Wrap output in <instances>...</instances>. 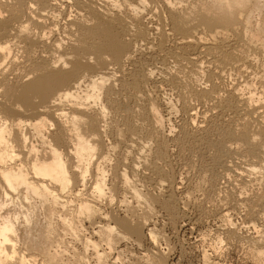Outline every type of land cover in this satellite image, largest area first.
<instances>
[{
    "label": "bare ground",
    "instance_id": "6f19581e",
    "mask_svg": "<svg viewBox=\"0 0 264 264\" xmlns=\"http://www.w3.org/2000/svg\"><path fill=\"white\" fill-rule=\"evenodd\" d=\"M161 1L167 13V16L164 15L166 18L159 12L162 7L157 9L156 0H101L102 5H98L95 0H0V264H35L37 259L33 255L30 238L38 230L36 217H33L37 206L43 208L41 210L46 211L49 216L44 213L48 218L43 217L46 222L40 233V240L46 244L43 257L48 259V263L59 260L61 242L53 235L55 225H51L49 218L61 208L63 214H56L58 220H61L59 224L62 223L67 231L73 229L71 215V220L66 218L68 209L64 203L69 204L68 197L73 202L71 211L72 206L77 211V222L81 225L86 223L89 228L94 226L98 233L96 238L104 243V248H99L102 247L97 243L99 240L94 242L89 239L90 236H84V254L87 245L90 246L96 264H106L105 260L110 259L117 260L120 253L113 258L115 246L125 238L133 237L134 241H138L145 236L149 243L156 244L154 228L145 217H136V220L119 218L112 211H101L99 207L101 200L112 203L113 195L120 196L121 202L126 197H131L130 200L135 199L138 204L141 201L139 199L142 202L154 198L157 200V196H151L153 193L142 194L135 186L137 179L134 177L141 166L142 176L146 180L143 183L151 191H159L165 180L162 176L167 161L160 148L162 139L157 137L159 141L149 153L148 149L152 145L148 141L150 137L145 140V143H150L145 153V143L141 139H138L141 143L135 141L138 135H134V131L140 126L137 120L143 117L149 119L152 132L163 138L166 132H163L162 121H167L173 112L171 109H175L171 103H167L166 108L162 109L153 99H146L144 92L140 93L143 89L140 87L152 82L153 72L157 73L158 81L155 80L158 85L165 83L176 91L184 116L180 125L183 132L194 133V138L195 133L204 126L206 114L216 112L232 122V127L228 126L226 134L234 135L240 141V144L235 142L233 147L264 157V119L257 111L258 108L264 109V91H260L263 93L262 100L255 99L258 102L256 104L251 96L254 93L250 92V95L248 91L243 92V88L248 87L246 81L243 84L237 83L225 96L220 94L217 87L223 73L234 71L235 74H240L246 71L247 64L250 63V58L247 57L249 54L245 53L244 48L250 42L251 46L253 43L248 42L246 35L239 33L241 31L238 32L241 28L234 26L236 15L238 17L242 12L241 8L250 0H210L201 5L185 7L170 4L167 0ZM251 1L248 5L252 9L258 8L260 1ZM251 10L249 13L245 7L244 12L247 11L246 14L250 17ZM145 16H153L155 19L145 25L142 23ZM244 17L243 23L249 24L248 15ZM238 18H241L240 15ZM62 19L63 24H60ZM244 27L245 32L247 25ZM250 48L254 49V46ZM137 55L144 62L160 60L161 67L154 70L143 68L144 66L137 65L141 61L135 58ZM168 58L171 59L168 60L171 64L167 62ZM125 63L131 68L126 69ZM262 86L263 90L264 84ZM159 87L162 88L161 85ZM187 96H192L203 111L193 112L194 107L187 101ZM140 100L147 102L140 104ZM112 115H118L120 122L122 121L121 127L117 128L118 134L128 135L130 138L124 140L122 136L123 139L116 140L120 142L123 154L120 152L122 157L117 158L112 166L106 164L110 166L109 173L105 163L110 157L108 151H114L115 148L107 144L105 136L111 130L107 128L112 125L108 120ZM230 145L220 144V148L228 153L232 149ZM252 161L236 173L241 177L253 176L254 182L262 183L261 192L251 201L245 195H238L232 207L230 205L224 208L235 211L243 203L245 206L242 208L246 207L245 215L253 218L255 223L257 219L258 222L264 219V173L259 175L260 166L264 164L262 160ZM107 173L110 178L106 176ZM148 201L146 202L149 203ZM167 203L163 201L162 206L170 207ZM124 204L120 205L125 206ZM230 210L220 211V217L228 216ZM35 211L40 213V210ZM231 225L233 226L232 223ZM96 232L94 234L97 236ZM73 235L76 238L74 232ZM251 240L259 248L255 253L264 259V244H260L259 239ZM87 252L88 250L86 255ZM84 258L78 257L77 264H86ZM204 260L207 261L206 255Z\"/></svg>",
    "mask_w": 264,
    "mask_h": 264
},
{
    "label": "rangeland",
    "instance_id": "374dc122",
    "mask_svg": "<svg viewBox=\"0 0 264 264\" xmlns=\"http://www.w3.org/2000/svg\"><path fill=\"white\" fill-rule=\"evenodd\" d=\"M95 1L98 5L99 4L102 5L101 0H99V1L95 0ZM156 1H157L156 3H158V5H156L157 9L159 10L162 7V9L159 10V12L160 11L162 12V13L160 12L161 16L162 15L167 16V13H166L165 9L163 8L162 1L161 0H156ZM168 1H169V3L170 2L172 4L174 3L177 6L181 5V6L185 7L188 5H190V6L201 5L202 3H205V2L207 3L210 0H173V1L167 0V2ZM258 1H260L259 2L260 6L258 5L257 6L258 8H255V9L254 8L252 9V6L248 5V4H251L252 1L251 0L248 1L249 3H247L246 4L247 6L245 5V7H246V10H249L248 11L249 13H250V10L252 9L251 10L252 13L250 14V17H249V14H246L247 11H246V13L244 12L245 7H243V8H241L242 12H240V10H239L240 13L238 14V17L240 15L241 18H238L236 15L237 19H235V25H234V26L237 25V27L241 28V29H238V32L241 31V32H239L240 34H245L248 42L252 41V43H253V45L251 46V42H250L249 45H247L246 48H244L245 53L248 52L247 54H249L247 57L250 58V59H248L250 61V63L249 62L248 63L251 64V66L249 64H247L246 71H248V72H246L245 70L242 71L241 73L243 75L241 73L235 74L234 71H233V73L231 72L232 74L230 72H229V74L223 73L224 75L222 74V76L219 79L218 85H217L218 90L220 89L219 90L220 94L225 96L227 91H229L237 83L243 84L244 81H246V82H248V87H246V85H245L246 88H243V92L247 93V91H248L250 95H251L250 92L254 93V96L251 95L254 99L253 103H255L256 100L259 101V100L263 99L262 95H261L263 93L260 91H264V89L262 90V87H263L262 84H264V79H263L264 75H262L264 73V69H263V67H264V22H263L264 21V0H258ZM158 7H160V8H158ZM250 7H251V9H250ZM163 12H165V13H163ZM241 13H242V15L244 14L243 17L245 15H246L245 17H247V15H248V17L250 18V19L247 18V21L249 19V21H248V22H250L249 24L243 23L244 19L242 20L243 17L241 15ZM166 16H164V17L166 18ZM151 17L153 18V16H148L147 18L145 16L146 19H144V17H143L142 23L145 25L146 24L149 25L150 22H153L155 19V18H153V20H152ZM149 20H151V21H149ZM236 20L238 22H236ZM63 21L64 20L62 19L60 21V24H63ZM242 23H243V25H242ZM239 24H240V26H239ZM245 24L247 25V27H246L245 32H244L243 29L245 28L244 27ZM248 39H251V40H248ZM249 46L250 47L254 46V49L250 48ZM247 48H249L248 50H250V53L247 50ZM250 54H252L253 56L252 55L250 56ZM137 57H135V58L138 61L141 60V59H139L138 55H137ZM251 57H252V59H251ZM168 60H171V59L170 58L167 59V62H169L171 64V62ZM139 63H141V64H139ZM125 64H124V67L126 69L131 68L130 65H128V64L125 65ZM137 65L144 66L143 68H148V69L152 68V70H154V68L161 67V61L160 60H158V61L153 60L151 62H144V60H141L138 62ZM134 68L137 69V67H134ZM140 68H142V67H140ZM260 71H262V72H260ZM261 76L263 77L262 79H261ZM152 78H153L152 82H150L151 84L148 83V84L140 87L141 89L143 88L142 91L140 88H139V90L141 91L140 93H143V92L145 93V94L144 93L143 94L146 95V97H145L146 99L147 98L153 99L154 101H156L155 103L158 105V107L160 105V107L162 109L166 108L167 103H171L173 106H175V107H173L175 109H171L173 112L170 111L172 114L170 113V115L168 116L169 119L168 120L166 119L167 121H165V120L162 121L163 122L162 128L164 129L163 132H166L165 136L166 135L167 136L169 135V136L168 137L166 136L167 138L165 136L163 138H161L160 135L157 136L158 134L152 132V130L150 129L149 119L143 118V117L137 120V123L140 124V126L136 130L138 134H136V131H134L135 132L134 135L135 136L138 135V136L137 137H135L134 135L133 136L135 137V141L141 143L140 140H138V139H141L143 144L145 143V140H148L150 137V140H148V141L150 143H152V145L150 147L149 146L150 143L146 141L147 144L146 143L144 144L146 146L145 147V153L147 152V147L151 148V149L150 148L148 149L147 153H149V150H150V152L153 151L154 148L156 147L158 141L162 139L160 142V148H161V152L164 155L163 157L167 161L166 165H164V167L165 166L166 167L165 168L163 167L165 170H164V174L162 176V178H164L165 180H163L164 182L162 181V187L159 189V191L153 190V189L151 191V189L148 188L147 184L145 185L143 183V182L146 183V180L142 176L143 175V173H142L143 169H140L141 166H139L140 167V168H138L139 172H137V175L134 177H135V179H137V180H135L136 181L135 182L136 188H139L138 190L141 191L142 194H147V192H148L149 195H151L153 193L151 196H154V197L157 196V200H155L156 198H154V200L148 199L149 201L143 200V202L145 201L143 203L142 199H139V201L140 200L141 201L138 204L137 201H134L135 199L130 200L131 197H126L125 201L121 202V201H119L120 196L117 197V196L113 195L115 200L112 197V200H111L112 203L111 202L105 203L106 202L105 200H104V202H103V200H101L99 202V203H101V204H99V207H100L101 211H106V212L112 211L119 218H127L129 220L130 219L136 220V217H139V218L145 217L149 221L152 229L154 228L153 230L155 232L154 231L153 232H154V236H156L155 237L156 240H154V241L156 242V244L154 243V245H155L154 246L152 243H149L145 236L141 237L138 241L135 240L136 242L134 241L133 237H131L133 240L129 239L130 237L125 238V240L119 242V244H117L115 246V249H114V251L117 253L114 252L113 258H116L117 257L116 254L118 255L120 253L117 257L119 259V256L122 254L120 256V259H121L120 262L118 259H117L118 261L116 259H115L116 261L114 259H110L111 261L105 260L107 262L106 264H120V263L121 264H163V263L164 264H211V263L212 264H214V263H217V264H262V262L264 264V261H262V260H264V259H262V256H259V254H257V252L255 253V251H257V249H259V248L256 246V244H252L253 242L251 240V239H256V240L259 239L258 242H260V244H264V232H263L264 231V219H260L259 222L257 219V220H255L256 222L254 223L253 218H251V217L249 218L248 216L245 215V208L246 207L242 208L243 206H245V204H243V203L239 204L236 208L237 210L235 209V211L230 210V209H226V210H230V211H228L229 212L228 216L221 218L219 215L220 211L226 212V210L224 208L225 206L231 205V207H232V204H234L236 197H238V195L242 194L241 195L242 197L246 196V198L248 200L250 199L249 201H251V199L254 198L255 196L259 195V193L261 192V190H260L261 185L260 184H262V183H258L257 181L254 182V180H252L253 176L247 177V176L242 175V177H241V176L237 175L236 172H238L245 164L251 162L252 160H253L252 162H254V161L257 162L258 160L259 161L262 160V162L264 164L263 155L261 156L260 154H255L252 152H250L251 154H248V152H246V151L242 152L238 148V150L240 151L239 152L236 147H233V146H235V142H239V144H240V141H238L234 135L228 136L226 134V131L229 129L228 126L230 125V127H232V122H228L225 119L224 115H218V113H216V112H211V113L209 112L206 114L207 120L205 122L207 124L205 122L204 123L206 125L203 123L204 126H202V129L199 132H197L198 135L195 133L194 138H193L194 133L190 134L187 132V134H186L185 132H183L184 130L180 127V125H182V121L184 119V116H183V113L181 111L180 99H178V97L176 96V93H175L176 91L169 88V86L166 85L165 83L158 85V82H157L158 76H157L156 72H153ZM257 78H258V80H257ZM160 85L162 86V88H160V87L158 88V86H160ZM145 86L147 88L144 89ZM249 87H251V88H249ZM127 93L129 94L130 92L128 91ZM255 96L256 97L258 96L259 98L258 97L256 98ZM187 98H189V99H187V101L190 103V105H192L194 107L192 110L193 112H195V110L197 113L201 112V110L203 111V109H201L200 105L196 102V100L192 96L191 97L187 96ZM138 102H140V104H141L142 100H140ZM143 102L142 103L145 104L147 101L144 100ZM257 103L258 102H256V104ZM128 106H130V104ZM259 109L260 108H258L257 111H259V114L264 117V109H262V108L260 110ZM114 116L112 115V116H110L111 119H108L109 124L113 125V126L111 125L112 128L110 125L107 128V130L111 129V130H108V132H110V133L106 132L107 137L105 136V140L107 138L108 143L104 140L105 143L112 145L113 149L115 148L114 151L112 149L109 150L110 152L112 151L111 153L108 151V157L110 156L109 158L111 160L109 161V158H108L107 162L105 163L106 169H108V168L110 169L109 165L112 166V164L115 163L117 158L122 157V156H120L123 154L122 148L119 144L120 142L116 141V140L117 139L121 140V139H123V137H124V140L130 138V137H128V135L124 136V135L118 134L119 131H117V128L121 127L122 121L120 122L121 118H119L118 115H114ZM263 117H262V119H264ZM114 118H117L118 120L114 119ZM255 118H256V116L253 117V119H255ZM139 121H141V123ZM143 121H145V122L142 123ZM207 121H210V123H208ZM116 125L119 127H116ZM203 128L205 131L203 130ZM140 130H142L141 133H140ZM255 130H257V129H254V131ZM113 131H114V133H113ZM115 133L117 135H120V136H117ZM107 134L109 135V137ZM184 134H186V135H184ZM114 135L116 136V138ZM139 135L142 136V138L139 137ZM157 137L159 140L157 139ZM231 137H233V138H231ZM112 138L115 139L114 140L115 142L113 141ZM142 139L144 140V142ZM234 139H236V140H234ZM151 140H152V142H151ZM153 140H155V141H153ZM175 140H177V141H175ZM204 141H206V142H204ZM162 142H163V145H161ZM117 143L119 145H117ZM154 143H155V145H154ZM230 143L233 145H230ZM220 144L221 145H223V144L224 145H226V144L230 145V147L232 146V149L230 148V151L228 153H226V151L223 152L220 148ZM216 146H218V147H216ZM262 146L264 148V144H262ZM233 148H234V151H233ZM210 149H212V150H210ZM163 150H165V151H163ZM218 150H220V151H218ZM244 152H246V153H244ZM165 153L167 154V156H166L167 158L165 157ZM258 155L260 158L258 157ZM256 157L258 158V160ZM107 163L109 164L108 166L106 165ZM259 163H260V165L262 164L261 162H259ZM260 168H261L260 169L261 173L259 175L261 176L264 173V165L260 166ZM109 169L107 172L110 173ZM109 173H107V175H106L108 178H110ZM259 175L257 174L258 177L256 176L258 179L260 177ZM108 178H106V182H108V180H107ZM142 178L145 181H143ZM139 182H141L142 185ZM137 183H139V185ZM143 184H144V186H143ZM145 186H146V188H145ZM87 192H89V190H87ZM60 198L64 199L63 197H60ZM68 199H70V201ZM68 199H67V201L69 202V204L67 202L64 203L66 206L65 208L68 209V213H66L68 216H66V214H65V216H66V218H70L69 217L70 215L72 217V220L70 218L71 224L73 222V224H72L73 229H71L72 234H70V232H71L70 230L67 231V229L63 227L62 223H60L61 225L59 224V222H61V220H58L59 218H57L56 214H59L58 212H61L63 214V211L61 208H59L58 212L55 213L54 215L50 216V218H49V221L53 222V223L51 222V225L53 227L55 225L53 235L55 236V238L57 236V238H59L60 242H61L59 244L60 245L59 246V249H60L59 250V255H60L59 257L60 258H59V260L56 259L52 263H48L46 261L48 259H46V257H43L44 256L43 248L46 246V244L44 243V241L42 239H41L42 241L40 240V233L42 232L41 228L43 229V226H44L43 224H45V222H46L45 218L48 215L46 214V211H43L44 210L43 208H41V209H43V210H41L40 207L37 206L39 209L37 207H35L33 217L34 218L36 217L35 221L37 222L36 224H37L38 230H37V232H34L32 234V237L30 238V244L34 249V250H32L33 255L37 259V260H35L36 262L34 261L35 264L36 263L37 264H53V263L54 264H77L78 261H76V260L78 257H82V258L87 257V258H84L86 264L87 263L88 264H96V261L94 260V258H92L93 256L91 254V249H90L91 247L87 245V247H86L87 248L86 250H88L87 255H86V250H85V254L83 251V249H85V246L83 245L84 244L83 243L84 238H85L84 236H87V237L90 236L89 239L94 240V242H97L99 240V238L98 239L96 238V237H98V233L95 231L96 228L94 226H90L91 228H89V226H87L86 223H83V225H81L79 222H77L78 221L77 216H76L77 211H75L74 206H72L73 211H71V205L73 204V202H71L70 197H68ZM113 200H114V202H113ZM146 201H148L149 203H147ZM163 201H167L168 202L167 204L170 207L167 206L168 207L167 208L165 206H162ZM118 203H119V205H117ZM145 203H147V205ZM151 203L153 205H151ZM66 204H68V205H66ZM120 204H124L125 206L120 205ZM127 204L129 206H127ZM109 205H110V207H109ZM148 205H150V206H148ZM68 206H69V208H67ZM105 206H107V207L105 208ZM146 208L148 209V211L150 209V211L149 212L146 211L147 210ZM36 209L40 210L39 211L40 213L35 211ZM263 209H264V206L262 207V210ZM59 210H61V211H59ZM133 211H135V212H133ZM263 212H264V210H263ZM44 213L46 216H44ZM62 214H60V216H62ZM242 215L244 217L246 216L247 218L245 217V219H244V217ZM55 216H56V218H55ZM43 217H45V218H43ZM51 218H52V220H51ZM37 219H38V221H37ZM245 220H246V222H244ZM251 221L253 223L250 224ZM231 223L233 224V226L231 225ZM240 223L242 225H243V223H245V224L242 226ZM254 224H256V225H254ZM240 226H242V227H240ZM232 227H234V228H232ZM83 228H85L84 229L85 232H84ZM59 229L61 232L59 231ZM76 229H78V231H79V232L77 231L78 232L77 235H76V233H77ZM80 230H82V232ZM233 230H235V231H233ZM66 231H67V233H65ZM93 231L97 233V236L94 234ZM73 232L76 235V238H78L77 239L78 241H75L76 238L73 235ZM91 232H93V234H91ZM81 233H82V235H81ZM233 233H234V235H233ZM33 235H35V236H33ZM64 235H66V237H64ZM68 235H70V236H68ZM91 235H93V236H91ZM80 236H83L82 237L83 239L80 238ZM250 237H251V239H250ZM79 239L81 240V243H78L80 241ZM96 239H97V241H96ZM128 239H129V241L126 242V240H128ZM260 239L262 241H260ZM101 241L102 240H99L97 242L98 244H101L100 246H102L99 248H104V243H102L103 241L102 242ZM218 241H219V243H218ZM139 243L140 244L142 243V244L140 245ZM43 244H44V246H43ZM98 244H97V247H98ZM253 245L256 247H254ZM120 249H122V250L120 251ZM63 252H64V254H62ZM75 253H76V255H74ZM77 254H79L78 257H77ZM90 254H91V256H90ZM205 255L207 257V261L204 260ZM67 257H69V258H67ZM71 257H74V258H71ZM259 257H261V258H259ZM147 259H148V261H147ZM149 260H151V261H149ZM112 261L113 262L115 261L116 263L115 262L112 263ZM104 264H105V262H104Z\"/></svg>",
    "mask_w": 264,
    "mask_h": 264
}]
</instances>
